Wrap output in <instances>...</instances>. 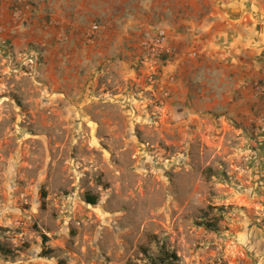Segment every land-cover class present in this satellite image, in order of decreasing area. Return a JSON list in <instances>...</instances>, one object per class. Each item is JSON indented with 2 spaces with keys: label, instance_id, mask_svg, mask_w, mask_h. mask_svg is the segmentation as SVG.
<instances>
[{
  "label": "crops",
  "instance_id": "crops-1",
  "mask_svg": "<svg viewBox=\"0 0 264 264\" xmlns=\"http://www.w3.org/2000/svg\"><path fill=\"white\" fill-rule=\"evenodd\" d=\"M17 1L0 0V55L27 65L66 118L163 139L191 165L222 159L264 201V0H25L15 19ZM157 27L170 51L152 75L140 38ZM241 242L264 264V227Z\"/></svg>",
  "mask_w": 264,
  "mask_h": 264
},
{
  "label": "rangeland",
  "instance_id": "rangeland-1",
  "mask_svg": "<svg viewBox=\"0 0 264 264\" xmlns=\"http://www.w3.org/2000/svg\"><path fill=\"white\" fill-rule=\"evenodd\" d=\"M16 66L0 55V246L11 250L0 264H147L142 247L177 264H250L242 234L264 227V201L231 166L191 165L163 139L92 132Z\"/></svg>",
  "mask_w": 264,
  "mask_h": 264
},
{
  "label": "built area",
  "instance_id": "built-area-1",
  "mask_svg": "<svg viewBox=\"0 0 264 264\" xmlns=\"http://www.w3.org/2000/svg\"><path fill=\"white\" fill-rule=\"evenodd\" d=\"M25 0H18L16 6L13 8V18L17 19L22 16V6ZM100 25L97 22H92L85 36L88 40H93L98 31ZM141 64L152 75H156L159 70L160 64L163 63L164 57L169 53L168 37L164 28L157 27L153 30L145 31L140 38ZM196 53L193 52L192 56ZM264 90V85L261 86ZM238 264H242L241 262Z\"/></svg>",
  "mask_w": 264,
  "mask_h": 264
},
{
  "label": "trees",
  "instance_id": "trees-1",
  "mask_svg": "<svg viewBox=\"0 0 264 264\" xmlns=\"http://www.w3.org/2000/svg\"><path fill=\"white\" fill-rule=\"evenodd\" d=\"M85 202L89 204H95L97 202V195L96 194H85L84 195ZM223 210V208H221ZM205 228L215 230L216 229V222L211 220H203L201 223ZM46 236H42V243L46 241ZM141 252L146 257V263L147 264H177L176 261L178 260V256L173 251L169 250H160L158 253H148L144 247L141 248ZM0 253L2 255H9L11 253V250L8 248H3V246H0ZM45 253V252H43ZM133 264V263H130Z\"/></svg>",
  "mask_w": 264,
  "mask_h": 264
}]
</instances>
